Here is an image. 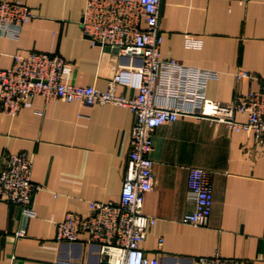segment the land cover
<instances>
[{"label":"crops","instance_id":"crops-1","mask_svg":"<svg viewBox=\"0 0 264 264\" xmlns=\"http://www.w3.org/2000/svg\"><path fill=\"white\" fill-rule=\"evenodd\" d=\"M25 3L33 16L18 38L0 37V68L16 53H57L72 64L69 82L105 89L118 74L116 92L137 94L141 57L92 44L81 27L84 0ZM159 28L163 58L219 72L206 97L230 103L264 83V0H161ZM240 70L254 78L237 80ZM133 120L126 106L41 95L15 115L0 111V166L4 154L28 152L32 178L42 185L33 216L0 200V264H108L95 244L57 241L56 222L67 212L87 214L92 201L118 200ZM150 156L154 182L142 207L154 218L142 242L147 255L160 264H198L218 252L264 264V142L222 122L180 116L154 129ZM191 167L208 171L213 203L205 225L182 221L193 208Z\"/></svg>","mask_w":264,"mask_h":264},{"label":"built area","instance_id":"built-area-1","mask_svg":"<svg viewBox=\"0 0 264 264\" xmlns=\"http://www.w3.org/2000/svg\"><path fill=\"white\" fill-rule=\"evenodd\" d=\"M233 1L245 4L249 0ZM160 5L161 0H84L81 27L92 44L116 47L120 53L141 57L138 92L134 96L116 92L118 74L109 78L105 89L69 82L72 64L57 53H16L10 67L0 68V111L6 114L15 115L29 107L36 95L45 100L117 104L133 112L127 166L118 200L92 201L87 214L67 212L56 222L57 241L95 244L108 264H160L157 256L146 254L142 244L147 228L154 223L142 207L154 182L150 153L156 127L180 116L208 118L264 142V83L238 92L230 103L206 97L208 81L218 78L219 72L161 56ZM32 16L25 0H0V37L18 38L23 23ZM192 40L186 35L187 45H192ZM235 77L254 78L246 70L236 72ZM238 113L245 114L246 119L238 120ZM32 165V155L23 151L4 154L0 166V200L18 204L26 216L34 215L33 198L42 188L32 178ZM188 186L193 208L183 215L182 221L205 225L213 203L208 171L191 167ZM197 262L251 264L248 259L218 252L199 256Z\"/></svg>","mask_w":264,"mask_h":264},{"label":"water","instance_id":"water-1","mask_svg":"<svg viewBox=\"0 0 264 264\" xmlns=\"http://www.w3.org/2000/svg\"><path fill=\"white\" fill-rule=\"evenodd\" d=\"M105 48L110 49V50L115 51V52L118 51V49L116 47H110V46L106 45Z\"/></svg>","mask_w":264,"mask_h":264}]
</instances>
